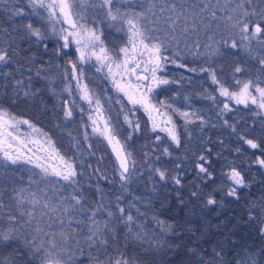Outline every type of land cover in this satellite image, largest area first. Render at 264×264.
Here are the masks:
<instances>
[{"label":"snow or ice","instance_id":"obj_1","mask_svg":"<svg viewBox=\"0 0 264 264\" xmlns=\"http://www.w3.org/2000/svg\"><path fill=\"white\" fill-rule=\"evenodd\" d=\"M157 3L161 5L158 13L155 10ZM149 4L150 7L138 11L137 7L143 8V4L134 5L133 0H80L79 6L75 0H28V5L33 12L36 9H44L50 21L60 23L62 19L63 23L68 25V28L62 29L60 33H57L53 27V34L63 41V49L70 48L72 44L76 45L78 62L68 61L71 67L70 80L76 82L80 99L89 105L88 119L92 132L103 137L115 154L122 185L129 182L130 176L133 175L130 172V161L133 164L135 162L132 160V154L121 142L116 127L106 118L100 99L84 83L85 70L78 64L88 63L94 59L96 72L103 73L106 70L107 78L116 91L123 94L133 109L139 106L144 110L151 122L152 131L167 133L170 140L179 146L180 140L172 116L168 111H162V109H171L172 112H178V109L163 100L159 101V104L153 103L151 98L155 87L179 83V81H170L158 76L157 73L164 71L168 64L196 72L197 68L179 62L176 57L181 59L186 55L197 59L206 57V63H209L212 58L223 55L218 47L221 43L232 49L240 48L241 45H238L234 38L229 42V39L223 36L220 40H216L213 35H209L214 31L213 25L217 21L224 24L230 36L239 35L240 40L247 42L243 48L248 50L251 58L255 59L251 50L253 41L264 49V0H225L223 5L220 4V0H216L215 3L213 0H155V2L149 0ZM86 7L104 10V18L111 22L109 26L115 27L117 32L126 34V40L118 50L106 46L102 39L103 33L98 27L95 25L89 27L81 22L85 20ZM10 11L13 16L24 15V10L19 7H13ZM218 12L222 15L218 16ZM24 28L37 40L44 39L41 30L33 27L31 23L24 25ZM193 34L197 36V40L194 44H190L188 41ZM201 34L207 38V43L200 42ZM182 41L187 52L180 47ZM61 50L57 49V55ZM9 61L8 52L0 50V64L6 65ZM258 64L261 76H264V55H261ZM199 71L208 74L211 83L217 87L219 96L225 98L222 102V112L230 111L227 101H233L245 107L251 103L264 113V79L241 80L238 74H242L245 68L237 64L232 74L238 91H230L214 67L200 65ZM37 74L39 75V72ZM65 79L69 80L67 71ZM183 79L182 76L181 80ZM64 90L69 95L73 94L70 82L65 84ZM28 94L25 92L26 96ZM206 98L216 102L215 96L208 95ZM179 114L185 119V123L193 122L192 117L195 113L191 116L187 111ZM64 115L66 118L72 116L67 101ZM132 115L135 113L132 112ZM124 121L129 127L133 126L128 114L124 115ZM203 123L204 121L201 120V124ZM21 124L31 131L22 133L19 127ZM139 127L137 123L134 130L138 131ZM155 139L159 141L161 138L156 136ZM240 139L252 149L261 147L253 139L244 136ZM164 155H170L168 148L164 149ZM199 159L206 162L204 156H200ZM0 160L12 165L20 163L30 165L39 169L44 177H55L56 182L63 181L68 186L56 189L58 204L52 201L47 193L38 198L35 192L21 189L15 194L17 213L8 214L7 226L0 228V264H139L138 259L119 252L121 225L126 232V239L131 237L136 242L148 243L150 248L163 250L164 257H168L169 252L178 253L179 245L173 246L164 239L168 234L179 235L173 225L153 216V222L159 229V233H153L151 236L145 234L142 230L143 225L133 217L131 212L120 205L121 196L119 195L115 198L114 208L105 203L103 192H100V199L95 206L86 208L83 194L77 191L78 173L72 159L66 158L57 150L47 133L42 132L29 120L18 119L3 108H0ZM256 163L264 168V159L257 158ZM196 168L199 173L211 179V174L204 163H197ZM152 171L162 182L167 183L171 180L177 186L181 184L178 176L170 177L166 170L153 168ZM225 175L233 185L228 188L227 195L238 197L237 189L247 187L243 176L235 168ZM69 187L72 191H68ZM41 192H43L42 189ZM192 195L196 196L197 193L193 192ZM215 203L213 198L207 199V205ZM26 204L31 205V208L23 209ZM37 206L48 209L52 213L59 211V216H50L49 219H58L62 225L67 220L71 231H61L57 239V233L51 231L53 228L51 223H47L48 230L40 226L41 220H37ZM0 207L3 205L0 204ZM101 212L104 213L103 216L99 215ZM137 212L145 215L140 213L139 209ZM44 215L45 213H40L41 217ZM252 218V216L249 217V219ZM34 222L35 227H33ZM77 225H84L85 228H78ZM260 225V236L264 238V219L260 220ZM112 245L117 246L118 254L109 252ZM188 253L192 257H197V264H225L223 251H214L207 261L198 248H189ZM166 264H174V260L169 258ZM235 264H256V261L253 256L238 257Z\"/></svg>","mask_w":264,"mask_h":264},{"label":"trees","instance_id":"obj_2","mask_svg":"<svg viewBox=\"0 0 264 264\" xmlns=\"http://www.w3.org/2000/svg\"><path fill=\"white\" fill-rule=\"evenodd\" d=\"M224 2L220 0L221 5ZM217 15L222 13L218 12ZM28 20L26 16L17 18L11 15L0 5V50L7 51L10 57L8 64H0V108L29 120L55 141L62 155L72 159L78 173L77 191L83 194L86 208L96 205L100 192L104 194L105 203L114 208L115 198L119 195L120 205L143 225L145 234L151 236L159 233L153 216L173 225L179 233L178 236L168 234L164 237L173 246L179 245L177 254L169 252L168 257H164L163 250L150 248L148 243L136 242L131 237L126 239L121 225L119 252L138 259L139 264H166L169 258L174 260V264H197V257L188 253L189 248L195 247L206 261L214 251H223L225 264H235L236 258L249 256L255 258L256 264H264V238H261L259 231L260 220L264 219V168L256 163L257 158L264 159V113L251 103L245 107L233 101H227L231 110L222 112L225 98L219 96L208 74L199 71L200 65L214 67L230 91H238L233 80L234 67L239 64L245 68L242 74H238L241 80L264 79L258 64L264 49L253 41V59L243 48L247 42L236 35L235 40L241 47L232 49L221 43L218 47L223 55L212 58L209 63H206V57H176L179 62L197 68L196 72L166 65L165 75L159 72V76L179 83L159 85L151 95L158 103L163 100L173 108L195 113L193 122L185 123V119L183 121L175 112L171 113V109H163L169 112L176 125L180 140L177 146L167 133L153 132L146 119L138 118L139 130L131 135L125 145L135 162L130 161L129 166L133 175L129 182L122 185L117 163L104 143L95 139L85 143L75 134L71 135L73 139L63 138L64 132L55 128L60 123L61 110L47 85L50 79L47 67L54 55H61H57L58 46L54 42L40 40L36 43L28 37L24 28ZM217 25L224 27L222 22H214V31L209 35L216 40L223 36L230 42L233 37L225 27L219 36L215 31ZM196 40L197 36L193 34L188 42L194 44ZM199 40L202 44L208 42L203 34ZM25 68L38 70L40 74L34 77L39 90L34 91L33 88L27 96L25 92L14 91L12 87L16 73H20L19 78L28 76L23 75ZM208 95L215 96L216 102L206 98ZM156 136L161 139L157 141ZM241 136L253 139L261 147L250 148L240 139ZM165 148H168L170 155H164ZM200 156H204L206 162L200 161ZM197 163H204L211 179L199 173ZM153 168L166 170L170 177L178 176L181 184L177 186L171 180L167 183L160 181ZM233 168L241 173L247 185L237 189L238 197L227 195L228 188L233 185L225 174ZM39 174V169L30 165H12L0 160V204L3 205L0 207V228L7 226L8 214L17 213L14 196L21 189L31 192L42 180L52 184L55 182L57 188L68 187L63 181L56 182L55 177ZM40 177L44 179L40 180ZM68 191H72V188L69 187ZM193 192L197 195L193 196ZM209 197L216 201L214 205H207ZM137 209L145 215H140ZM99 215L103 216L104 213ZM250 216L253 218L249 219ZM63 227L71 231L67 223ZM77 227L85 228L84 225ZM109 252L118 254L117 246H110Z\"/></svg>","mask_w":264,"mask_h":264},{"label":"rangeland","instance_id":"obj_3","mask_svg":"<svg viewBox=\"0 0 264 264\" xmlns=\"http://www.w3.org/2000/svg\"><path fill=\"white\" fill-rule=\"evenodd\" d=\"M75 2L77 6H79L80 0H75ZM133 3L134 5H137V6L140 5L141 3L143 4V8L137 7L136 10L138 11H143L144 8H148L151 6L149 4V0H133ZM0 5L4 7L5 10L8 11L10 14H11V11H10L11 8L13 7L22 8L24 10L23 16H26L29 19L27 21V24L31 23L33 27L39 28L41 30L44 36V39L42 40H50L58 46V49H62L59 53L61 56L56 57L54 55L51 62L48 64L49 68L47 67L48 69L47 71L49 72L48 74L50 78L47 85H48V88L50 89V92L53 95L55 104L61 110L60 123L55 128H58L60 132H64L65 135L63 136V138L69 137L70 139H73L74 137L71 135L75 134L77 138H83L85 143L86 141L92 140V139H95L98 142L104 143L107 151H109V153L112 155L115 162L117 163L115 154L112 152L111 148L109 147L107 142L103 139V137L92 132L91 123L88 119V114L90 111L89 105L85 101L80 99V94L78 90L76 89V82L70 80L71 67L68 61L72 60V61L78 62V53L76 52V45L72 44L70 48L63 49L62 48L63 41L60 40L57 35L53 34V27L55 28L57 33H60L62 29H67L68 25L63 23L62 19L60 23H56L55 21H50L48 19V13L44 9H36L35 12H33V9L28 5V0H11L10 3H9V0H0ZM160 6L161 5L157 3V7L155 9L157 13L159 12ZM121 7L123 8V5H121ZM103 11L104 10L100 8L94 9L91 7H86L84 10L85 20L81 22L86 23L87 26L89 27L93 25L98 27L99 30L103 33L102 39L105 41L106 46L110 49L115 48L118 50L119 46H121L122 43L126 40V34L124 32H117L115 27H110L109 25L111 22L107 21L104 18ZM19 17H22V16H17V18ZM223 28H224L223 26L216 27L215 31L219 33V36L223 33ZM27 35L28 37H31L32 40L36 43L40 41V40H37L35 37L30 36L28 33ZM233 38L235 39V37ZM180 47L184 52L188 51L184 47L183 41L181 42ZM186 56H189V55H186ZM95 65H96V61L94 59L88 63L78 64L80 68H83L85 70L86 78L84 80V83L87 84L89 89L95 94V96L100 99L101 104L104 107L106 118H108L111 121V123L116 127L119 133V138L121 142L124 144V147L126 149V146H125L126 141L129 140V136H131L133 133L136 132V130H134V126L137 123L139 124L138 118L143 117L144 119H146V122L149 124V128L151 127V122L149 121L147 114L144 112L142 108H139V106H137V108L133 109L132 105L128 103L127 99L123 96V94L116 91L111 81L107 78L106 70H104L103 73L96 72ZM66 71L69 77V80L67 81L65 79ZM164 71H162L163 75H165ZM37 73H38V70L32 71L26 68L24 69L23 75L28 74L27 77L19 78L20 73H16L17 75H15L14 80L12 81V87H14V91L24 93V92H29L33 90V88H34V91H38L39 84L36 83V81L34 80V77L40 76V74L38 75ZM157 75L159 76L158 73ZM17 81H21L22 83L17 84L16 83ZM69 82L72 88V93H73L72 95H69V93L64 90L65 84ZM21 87L25 90H21L20 89ZM158 88H159L158 86L155 87V90L157 91ZM151 98H152L153 103L159 104L158 102L154 100L152 95H151ZM66 101H67L69 110H71L73 114L71 118H66L64 115ZM117 101H119V103H117ZM185 111L186 110H178V112H175V115L182 118V120L184 121L183 117L179 113L185 112ZM132 112H134L135 115H132ZM187 112L191 116L192 114L191 111H187ZM125 114L129 115V118L132 121V125H133L132 127H129V125L125 123L124 121ZM14 116H16L18 119H25L17 115H14ZM19 127L22 133H29L31 131L30 129L27 128V126L23 124H21ZM161 133L165 134V132H161ZM33 135H36V134H33ZM52 141L56 147L55 141L53 139ZM117 167H118V163H117ZM39 175L43 176L42 173H40ZM42 179L44 178L40 177V180ZM56 188H57L56 184L54 183L52 184L48 182V180L47 181L42 180L41 182H38V184L35 186V189L32 190L31 192H35L38 198L43 196L44 193H47V195L51 197L52 201L58 204L59 203V201L57 200L58 192L56 191ZM41 189L43 190V192H41ZM26 194L27 193H25V195ZM30 208H31V205H28V204L23 206V209H30ZM41 212L45 213L43 217L40 216ZM36 213H37V220H41V225H40L41 227H44L46 230H48L47 223H51L53 225V228L51 229V231H55L57 233V239H59V233L61 231L70 232L68 228L63 227L67 223V220H65L64 224L62 225L58 219L57 220L49 219L50 216H59L60 215L59 211L57 213H52L48 209H43L42 207L37 206ZM33 227H35V222L33 223Z\"/></svg>","mask_w":264,"mask_h":264}]
</instances>
